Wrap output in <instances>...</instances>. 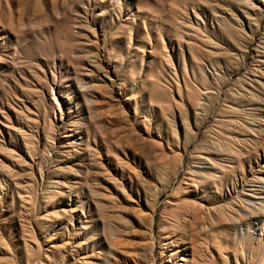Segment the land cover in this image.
Instances as JSON below:
<instances>
[{
    "label": "rangeland",
    "instance_id": "374dc122",
    "mask_svg": "<svg viewBox=\"0 0 264 264\" xmlns=\"http://www.w3.org/2000/svg\"><path fill=\"white\" fill-rule=\"evenodd\" d=\"M172 253L264 264V0H0V264Z\"/></svg>",
    "mask_w": 264,
    "mask_h": 264
},
{
    "label": "bare ground",
    "instance_id": "6f19581e",
    "mask_svg": "<svg viewBox=\"0 0 264 264\" xmlns=\"http://www.w3.org/2000/svg\"><path fill=\"white\" fill-rule=\"evenodd\" d=\"M168 184V183H167ZM166 184V185H167ZM169 185V184H168ZM146 186V185H145ZM149 186V185H148ZM153 188V187H152ZM165 189V188H164ZM164 189H162V191L164 190ZM166 189H167V187H166ZM154 190H155V188H154ZM166 191V190H165ZM164 192V191H163ZM186 209V208H185ZM182 211V210H181ZM152 214H154V211H152ZM180 214V213H179ZM179 214H176V215H173L172 216V219H173V225H172V227H179V226H182L183 224L185 225L189 220L187 219V218H185V217H183V216H181V215H179ZM170 215V214H169ZM149 216H151V215H149ZM163 216V215H162ZM196 217V216H195ZM163 218V217H162ZM166 219V218H165ZM153 220V219H152ZM153 223V222H152ZM191 226V225H190ZM153 228V227H152ZM191 232H194V231H191ZM170 234V233H169ZM178 234V233H177ZM179 241V240H178ZM177 244V243H176ZM187 253H188V251H187ZM176 254L177 253H172L171 254V256H173L174 258H173V262H171V261H169L170 262V264H176V258H175V256H176ZM184 261V260H183ZM187 263V262H186ZM179 264H185V261H184V263H179ZM190 264V263H189Z\"/></svg>",
    "mask_w": 264,
    "mask_h": 264
}]
</instances>
